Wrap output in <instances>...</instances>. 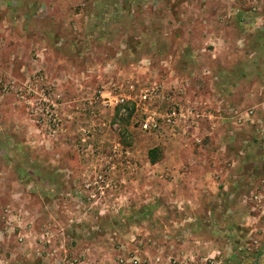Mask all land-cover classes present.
<instances>
[{"label": "rangeland", "instance_id": "rangeland-1", "mask_svg": "<svg viewBox=\"0 0 264 264\" xmlns=\"http://www.w3.org/2000/svg\"><path fill=\"white\" fill-rule=\"evenodd\" d=\"M30 1H52L66 7L46 14L44 20L35 18L36 9L31 10L28 34L33 36L45 21L52 17L60 20L51 37L55 42L50 39L40 51L36 48L39 42L28 43V63L26 58L16 57L12 73L0 69V135L10 129L15 131L20 122L9 125L1 119L6 110L13 107V113H22L25 119L21 123L25 126L22 151L9 150L4 139H0V233L4 234L0 239V261L216 264V246L209 250L201 242L216 241V212H249L253 226L264 221L263 180L253 186L239 184L240 192L231 202H216V163L244 164L246 146L252 151L247 156L261 168L253 171L264 178V132L260 131V105L255 95L261 70L248 68V57L243 56L248 55L244 54L251 43L245 39L248 36L258 39L253 41L254 50L262 46L259 41L264 39V0ZM2 36L0 29V49L5 41ZM225 44L229 53L234 51L228 55L237 57L218 54L217 48ZM54 51L65 62L55 74L42 69L39 73L18 69V63L39 61L46 67L51 59L58 62ZM221 56L226 59L219 63ZM239 56H243L242 61ZM229 59L235 61L230 67ZM40 75L44 81L39 87L52 88L63 101L75 98L70 90L77 86L79 94L78 86L85 82L94 84V93L98 87H108L110 91L116 83L132 84L131 92L138 94L156 84L162 96L169 94L183 106L198 109L203 119L192 130L193 137L166 139L142 132L130 115L107 120L102 109H98L96 117L84 116L70 123L65 117L72 109L61 105L62 130L76 124L79 129L74 136L66 137L61 151L55 147L59 154L53 155V144L58 146L63 136L53 138L39 132L24 97L20 99L17 91L27 80L33 83ZM8 83L14 85L10 92ZM246 86L254 88L252 98L245 97ZM220 88L230 94L219 98ZM58 89L64 93L59 94ZM160 106L163 109L166 105ZM84 127L92 131L87 143H81L80 128ZM221 129L229 134L220 133ZM246 140L249 144L244 143ZM18 141L14 138L10 142L17 145ZM220 143L235 147L232 152L231 147L217 150ZM79 144L81 148L76 147ZM88 145L97 152L84 153ZM126 150L131 157L128 165L124 163L122 178L111 174L114 183L104 189L94 182L88 184L96 172L91 164L102 166L108 159L113 164ZM150 163L157 164L155 169ZM85 166L89 171H85ZM128 172H137L141 183L134 185L126 180ZM242 172L249 176L247 170ZM7 208L23 214V224L29 231L22 242L17 232H7L3 219ZM197 213L198 217H191ZM186 220H191L192 225H186ZM238 221L240 228L246 226L245 221ZM258 231L264 235L263 228ZM47 232L52 238L48 242ZM134 236L139 238L138 243ZM182 240L193 245H184ZM150 243L159 247H147ZM200 255L206 256L203 261H198Z\"/></svg>", "mask_w": 264, "mask_h": 264}, {"label": "crops", "instance_id": "crops-1", "mask_svg": "<svg viewBox=\"0 0 264 264\" xmlns=\"http://www.w3.org/2000/svg\"><path fill=\"white\" fill-rule=\"evenodd\" d=\"M47 3L48 1H42V3L37 4V2H31L30 0H0V29L3 33V36L5 37V41L3 45L1 46L2 48L0 49V69H4L5 72L12 73L15 69L13 61L16 57H20V59L24 57L26 58L25 63H28L29 61V59H27L29 58L28 51H27V48L29 45L28 43H33L36 40V42H39L36 46L37 51H40L41 48L43 49L45 48L43 47L44 45L47 46V44L49 43V40L52 39L51 37L56 34L57 26L55 25L59 24L58 26H60L61 23H60V20L55 19V17H52L51 20H49L48 22L45 21L42 24L43 26L40 25L42 27L36 30L37 33L35 34V36H33V34H28L29 14L31 10L36 9L35 18H41L42 20H44L45 19L44 16L46 14L54 13L55 10L57 11L58 7L59 9H61V7H66V6H62L61 4H58L52 1L49 2V4ZM41 11H42V14H40ZM38 22H36V24ZM44 26H48V27L44 28ZM39 31H41L42 33ZM69 39H71V37ZM245 39L251 42L250 44H248V46H246V49L244 52V54H246L247 52L248 55H243L244 59L248 57V60H249V63H248L249 67L247 65L246 66L250 69H252L253 67H258L261 70L262 79L259 84V87L258 86L257 88L255 87V90H256L255 95L257 96V99L259 101L258 104L260 105L259 125H260V128L262 126L260 131L263 133L264 132V129H263L264 127V44L263 42L264 41L263 40L264 39L261 38L259 41L260 44L262 43L261 48L257 47V49L255 50H254L253 41L254 40L258 41V39L254 38L253 35L248 36ZM226 40L227 38H225V41ZM52 41L55 42V40L53 39ZM217 45L220 46V43H218ZM52 47L53 49L55 48V51H56L57 49L56 45ZM226 47L227 46L225 44V47L217 48L216 51H218L219 55L220 53H227L226 55L232 54L231 52L234 53V51L232 50H230L231 52L229 53V50ZM50 50L51 49H49V51ZM37 51H35L36 55H37ZM55 51H54L53 56L58 58V62L55 59H51L49 60V66H48V63H46V67H45V64L43 67L42 66L43 62H39V61H34V62H31L30 64H25V65H23L22 63H18L20 65L18 69H21L22 72L24 71L28 72V69L30 70V72H34V71L37 72L39 69H42V70L48 71L51 74H55L56 71H58L57 70L58 67H60V70H61L62 65L65 64V62L61 61L60 59L61 56L57 54ZM46 55L49 56L48 53ZM258 55H259L258 61L254 62V58H258L257 57ZM243 56H239L240 61L243 60ZM224 57L221 56L219 58V63ZM227 57L233 58V57H237V55L234 54L232 57L228 55ZM225 59L226 57L224 58V61ZM229 60H230V64H228V66L230 67L232 63L235 61L232 59H229ZM15 64L17 63L15 62ZM76 87L77 86H74L73 89L70 90L72 96L78 95ZM107 88L105 89L104 96L110 95L109 90ZM83 89H84V93L86 94V96H88L89 98L93 97L94 84L85 82L83 83ZM245 89H246L245 97L252 98L253 96L252 93H254V88H249V86H246ZM58 93L60 94L64 92L58 89ZM223 94L225 95V94H230V93L223 92V90L220 88L218 90V97L221 98ZM15 105H17V103H15ZM100 108L102 109L105 119L111 120L116 116L118 117V111L116 109L103 108V107H100ZM135 110L136 108L134 105L132 106V112L130 114V116H132L131 119H134V120H135V117H134ZM13 111H14L13 107H11L9 110H6V113H5L6 116L1 119L6 120L7 123H10L9 125H12V123L16 121H20L19 122L20 126L18 125L17 126L18 128L16 127L15 131L13 129L7 130L6 132H4V134L0 135L2 136L0 139H4L5 145L8 146L7 148L9 150L13 151L18 148V150L20 149V151H22L23 141L21 140V138H23L24 136L22 127H25V126L21 123L22 121L25 122V119H23L22 113L20 115L17 113H13ZM133 126L134 125H132L131 123L132 128ZM77 129H79L78 124H76L75 127L73 128H66L64 129V131L63 130L61 131L59 137L63 136V139H62V142L59 141L58 146H55V144H53V148H52L53 155L55 154V152L59 154L56 148L58 147L59 151H61V148H64L65 146L64 141L66 137L68 136L69 138V137L74 136L77 132ZM62 132L64 133V135L62 134ZM110 132L111 131L109 129V133ZM219 132L222 134L224 133L229 134V131L222 130V129ZM111 137H110V140L111 139L113 140V138ZM14 138H18V140L20 141V142L18 141L19 143L17 145H13L11 144L12 142H10L11 140L13 141ZM244 143L249 144V141L246 140L244 141ZM230 147L231 149L229 152H232V148L235 147V145L230 144ZM230 147L228 144H224V143L223 144L220 143L219 145L218 144L216 145L217 150L225 151L229 149ZM244 150L246 151L247 155L248 154L252 155V151L251 150L249 151L247 146L244 148ZM234 155L236 154L234 153ZM247 155L245 156L246 160L242 161L244 162V164H241V163L231 164L230 163V164L222 165V164L216 163V202L217 203H220L226 200L231 202L235 198V194H239L240 192L239 184H243L244 187L248 186L249 184L253 186V185L258 184V182L262 180L263 181L261 183L264 184V178L260 179L261 177H259V175L253 171V169L261 170V168L257 167L258 162L256 160H253V158L248 157ZM52 160L55 161V158H53ZM263 162H261V164ZM150 165L151 166L153 165L152 168L154 169H155V166H157L156 163L155 164L150 163ZM84 168L86 172L89 171L88 169H90L88 167L86 168V166ZM108 169H110V172H109L110 176L111 174H118L119 175L118 178H122L123 175L121 174L125 173L126 171L125 170L126 167L122 164V162H120V160L110 165ZM243 170H247L249 176H246V174H243L242 172ZM133 171H136L135 167L133 168ZM137 171H139V169ZM126 177H127L126 180L127 179L128 181L130 180L134 185H139L141 183V177L137 175V172L133 174H130L128 172ZM199 215L200 214L197 213V214H193L191 217H195V216L198 217ZM251 219L252 217L249 212H216V241L215 240H201V242L206 244L205 245L206 247L208 248L210 247L209 250L213 249V247L216 246L217 264H264V235L258 234L256 232L258 230H261L262 228L264 229V221L260 222L256 226H253L251 224L252 222ZM238 220L245 221L246 223L244 224L246 225L245 226L246 228L245 227L240 228L238 225L239 224ZM184 222L186 223V225H192L191 220H186ZM180 223L181 222L179 221V223H176V225L179 226ZM196 223H199V221ZM1 227H2V223L0 221V228ZM175 231L177 230L174 229L173 232ZM182 233L185 234V232H182ZM134 240H136L138 243L139 238L137 239L134 236ZM252 240H255V241L258 240L259 243L254 245L251 242ZM182 242L184 243V245H186V243L187 245H191V244L193 245V243H190L187 240L186 241L182 240ZM147 247L157 249L159 246H157L156 244L152 245V243H150ZM202 255L199 256L198 261L199 259L203 261L204 258L206 257L205 255L204 256Z\"/></svg>", "mask_w": 264, "mask_h": 264}, {"label": "built area", "instance_id": "built-area-1", "mask_svg": "<svg viewBox=\"0 0 264 264\" xmlns=\"http://www.w3.org/2000/svg\"><path fill=\"white\" fill-rule=\"evenodd\" d=\"M37 72L39 73V71ZM43 81L44 76L40 75L34 81L36 84L27 80L26 84L17 91L20 93V99L24 97L22 100L29 107L27 111L39 125L38 131L42 132L43 135L47 134V137L57 138L62 131L63 120L60 118L61 105L72 109L71 114L65 117V120L70 123H74L84 116H89L90 118L96 117L98 109H101L100 107L116 109L119 118L127 117L132 112V106L135 105L134 117L136 123H139V129L144 133L161 136L166 139L193 137L192 130H196L203 119L198 109L183 106L180 100L169 94L168 96L167 94L162 96L159 88H155L156 84H153L151 88L145 91L133 94L131 92L134 89L132 84L121 86L115 83L112 84L109 96H104V87H98L91 98L84 93L82 84L78 86L79 94L75 98L63 101L52 88H40L39 86ZM13 88V83H8L7 91L10 92ZM161 103L166 105L165 108L162 109ZM76 105L80 107L77 108ZM80 135L84 136H82L81 143H87L89 135H92V131L85 127L80 128ZM76 147L81 148L82 146L79 144ZM97 150L95 147L88 145L84 153L93 155ZM129 157H131L130 151L126 150L117 160H120L125 166V164L128 165L130 163L127 162ZM110 165L112 163L109 159L102 166L91 164V168H94L96 172L94 173L95 177L93 180L89 179L88 184L94 182L101 186L99 187L100 189L112 185L114 181L111 180L109 175L110 169L108 168ZM3 219L6 226H8L7 232H17V237L22 242L26 237L25 233L29 231L27 225L23 224V214L21 212H12L11 209L7 208L3 213ZM3 235L0 233V239L4 238ZM46 237L47 242L52 239L48 232L46 233ZM44 239L45 236L42 235L41 243L43 245L45 243ZM0 264H9V262L0 261ZM57 264H72V262L64 259L58 261ZM131 264H138V261L133 260Z\"/></svg>", "mask_w": 264, "mask_h": 264}]
</instances>
